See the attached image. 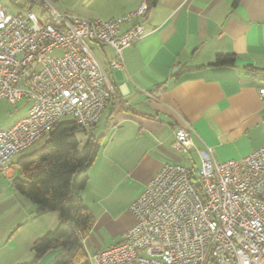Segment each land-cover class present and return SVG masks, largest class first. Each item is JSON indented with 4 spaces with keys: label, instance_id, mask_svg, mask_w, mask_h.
<instances>
[{
    "label": "crops",
    "instance_id": "1",
    "mask_svg": "<svg viewBox=\"0 0 264 264\" xmlns=\"http://www.w3.org/2000/svg\"><path fill=\"white\" fill-rule=\"evenodd\" d=\"M142 1L54 3L110 20ZM138 22L147 34L124 49V69L109 66L113 47L93 44L113 93L99 123L80 137L81 148L91 136L101 142L82 192L94 219L84 238L89 257L124 240L135 222L130 204L165 164L200 166L207 148L225 162L264 145V0H158ZM227 53L236 55L235 66H209ZM182 127L193 133L188 153L174 147ZM12 169L11 176L0 173V264L31 263L35 241L55 229L59 215H37L38 205L13 187L21 168L12 162ZM58 253L37 264H51Z\"/></svg>",
    "mask_w": 264,
    "mask_h": 264
},
{
    "label": "built area",
    "instance_id": "2",
    "mask_svg": "<svg viewBox=\"0 0 264 264\" xmlns=\"http://www.w3.org/2000/svg\"><path fill=\"white\" fill-rule=\"evenodd\" d=\"M37 1L39 15L12 12L0 2V99L31 102L27 116L0 129V173L6 176L13 156L48 136L64 117L86 130L101 120L113 90L93 44L113 47L109 66L124 69V49L147 34L138 19L147 14L148 0L110 20ZM260 93L264 97V88ZM192 135L179 128L174 147L190 152ZM211 151L200 166H162L130 204L135 222L124 240L90 256L92 264H264V145L225 162Z\"/></svg>",
    "mask_w": 264,
    "mask_h": 264
},
{
    "label": "trees",
    "instance_id": "3",
    "mask_svg": "<svg viewBox=\"0 0 264 264\" xmlns=\"http://www.w3.org/2000/svg\"><path fill=\"white\" fill-rule=\"evenodd\" d=\"M12 1L27 10L38 3L37 0ZM157 1L149 0V8ZM42 17L52 22L48 14ZM236 60L233 53L218 54L209 66H235ZM85 130L73 119L63 120L50 132L39 153L18 162L22 176L13 179V187L38 205L37 215L48 212L59 215L57 227L35 241V259L24 264H37L51 250L59 251L51 264H92L84 238L91 231L94 219L82 192L88 185V170L101 142L91 136L81 148L79 135Z\"/></svg>",
    "mask_w": 264,
    "mask_h": 264
},
{
    "label": "rangeland",
    "instance_id": "4",
    "mask_svg": "<svg viewBox=\"0 0 264 264\" xmlns=\"http://www.w3.org/2000/svg\"><path fill=\"white\" fill-rule=\"evenodd\" d=\"M0 2L6 5L12 12L18 13L27 10L26 8H21L12 0H0ZM33 10L39 15L42 11L41 4L38 2L36 6L33 8ZM30 105L31 102L27 98H23L16 105L9 103L5 99H0V129H8L12 127L21 118L27 116ZM71 119H72L71 116L64 117V120H71ZM81 136L82 135L80 134L79 137ZM48 138L49 136L46 135L45 137L36 141L32 146L26 148L21 152H18L13 156L11 162L18 164L20 160L39 153L44 147ZM17 263H22V261Z\"/></svg>",
    "mask_w": 264,
    "mask_h": 264
},
{
    "label": "water",
    "instance_id": "5",
    "mask_svg": "<svg viewBox=\"0 0 264 264\" xmlns=\"http://www.w3.org/2000/svg\"><path fill=\"white\" fill-rule=\"evenodd\" d=\"M177 70H179V68H176V69L174 70V72H176Z\"/></svg>",
    "mask_w": 264,
    "mask_h": 264
}]
</instances>
